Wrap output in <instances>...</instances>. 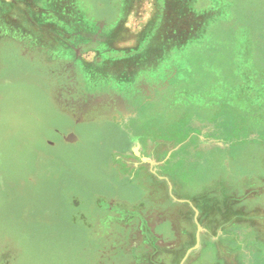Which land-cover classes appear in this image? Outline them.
<instances>
[{"label":"rangeland","instance_id":"rangeland-1","mask_svg":"<svg viewBox=\"0 0 264 264\" xmlns=\"http://www.w3.org/2000/svg\"><path fill=\"white\" fill-rule=\"evenodd\" d=\"M43 4L22 54L0 2V264H180L194 207L183 264H264V0ZM123 174L164 202L137 261L97 218Z\"/></svg>","mask_w":264,"mask_h":264},{"label":"crops","instance_id":"crops-1","mask_svg":"<svg viewBox=\"0 0 264 264\" xmlns=\"http://www.w3.org/2000/svg\"><path fill=\"white\" fill-rule=\"evenodd\" d=\"M3 1L4 0H0V2H3ZM44 1H47V0H42L41 2L39 1L35 2V0H14V10L17 8V11L16 12L14 11V14L11 15V19H14V36H16L20 40L17 42V44L18 46L22 47V51H21L22 54L25 53L26 48L28 47L32 48L35 45L37 46V44H41L40 42H37V43L31 42L34 40H31V31L29 29L30 26L33 27L35 31L37 30L44 31L46 29H44L43 26L39 24L38 22L27 23L26 26L23 27L20 24V20H23V16H26L30 13L29 9H31L32 12H37L38 14L41 13L43 10H45L44 4H43ZM95 25L96 24H91L89 28L91 34H94L93 32L95 30H98L97 27H95ZM73 31L76 34L77 33L80 34L82 32L78 29L77 30L73 29ZM42 44H44L43 41H42ZM41 48L43 47L41 46ZM81 112H79L80 114L79 113L76 114L77 117H78V114L80 116L83 114ZM90 119L89 118L88 119L77 118L76 121L77 123H83V121H87ZM114 123L119 126L118 124L119 122L118 123L114 122ZM120 124H121V128H125V125L123 123H120ZM70 133H74V132L71 131ZM70 133L67 132L68 135ZM77 141H78V138L75 142ZM75 142H69V143H75ZM149 162L150 164L152 163L151 160ZM110 168L112 170H116V167H110ZM122 176L123 177L120 178L121 182L115 185L114 190L116 193H118L117 190L120 189L118 187L122 183L131 184L136 189H138L139 194H140V199L136 204V208H133L134 211H130V212L128 209H126L128 208V206L127 205L125 206V204H128V201L130 199V196L126 194V192H124L123 195L121 194L119 196H117L116 194H113L112 197L109 196L107 200L105 199V203L100 204L101 206L100 210L101 211L106 210V213H102V215H99L97 218H100L99 224L104 225V226H110L112 223L116 222L115 225L118 226V230H116V233L117 232L118 233L116 235L118 236L120 240H122V242L124 243V247L125 245H128V243H126L125 240L136 238L135 245L137 247L134 250H127L123 252L125 255L129 254V256H131V258L134 261H137L136 258H138V255H139L138 253H141V251H137V248H139L141 244H144L148 237H153V236L155 237L159 235L162 231L163 221H164L163 218L162 220H159V221L155 220L154 218H156L157 215L162 214V205L164 204V202H159V197H160L159 193L155 192L157 193L155 194V196L148 194L146 185L141 186L140 182L136 181L131 174H129V176H126V177L124 176V174ZM171 186L174 188V184L171 183ZM114 190H112L111 192L114 193ZM119 204H122V205H119ZM182 204H187V203L183 202ZM166 207H169V206H166ZM155 211L157 212H156V216L154 217L153 214ZM166 220L168 219H165V221Z\"/></svg>","mask_w":264,"mask_h":264},{"label":"water","instance_id":"water-1","mask_svg":"<svg viewBox=\"0 0 264 264\" xmlns=\"http://www.w3.org/2000/svg\"><path fill=\"white\" fill-rule=\"evenodd\" d=\"M66 138H67L66 140L69 142H75L78 137L76 136L75 133H70ZM177 199L179 201H185V199H179V198H177ZM194 209H195V213H196L195 220H196V222L198 224V228H199L198 232H197V242H196L195 246H193L187 250L185 257L183 258V260L181 261L180 264H183L184 261L187 259L188 255L200 245V228H201V226H200V223H199L198 218H197L199 210L196 207H194Z\"/></svg>","mask_w":264,"mask_h":264},{"label":"trees","instance_id":"trees-1","mask_svg":"<svg viewBox=\"0 0 264 264\" xmlns=\"http://www.w3.org/2000/svg\"><path fill=\"white\" fill-rule=\"evenodd\" d=\"M171 200H172V199H171ZM213 250H214V248H212V250H211V252H210L212 255H213Z\"/></svg>","mask_w":264,"mask_h":264},{"label":"flooded vegetation","instance_id":"flooded-vegetation-1","mask_svg":"<svg viewBox=\"0 0 264 264\" xmlns=\"http://www.w3.org/2000/svg\"><path fill=\"white\" fill-rule=\"evenodd\" d=\"M75 120H77V118H75Z\"/></svg>","mask_w":264,"mask_h":264}]
</instances>
